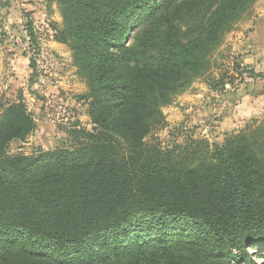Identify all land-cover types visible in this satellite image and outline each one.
<instances>
[{
  "label": "trees",
  "instance_id": "16d2710c",
  "mask_svg": "<svg viewBox=\"0 0 264 264\" xmlns=\"http://www.w3.org/2000/svg\"><path fill=\"white\" fill-rule=\"evenodd\" d=\"M55 2L92 128L10 153L36 122L0 97V264H264L263 129L147 141L196 80L228 90L213 53L256 0Z\"/></svg>",
  "mask_w": 264,
  "mask_h": 264
},
{
  "label": "rangeland",
  "instance_id": "374dc122",
  "mask_svg": "<svg viewBox=\"0 0 264 264\" xmlns=\"http://www.w3.org/2000/svg\"><path fill=\"white\" fill-rule=\"evenodd\" d=\"M30 2L33 8L19 4L7 9L0 6V37L7 38L9 45L22 49L30 68L24 82L14 83L12 87L10 72H6L8 77L5 75L0 97H21L36 122L34 131L24 142L9 145L10 153L35 154L52 149L67 137L68 128H92L86 104L79 98L86 85L76 74L70 49L53 39L54 29L62 22L57 4L55 0ZM244 21L237 22L234 28H240ZM28 26H31L34 38L27 40ZM52 41L58 43L59 48L51 44ZM233 43L234 39L228 32L213 53L215 65L211 71L215 78L225 75V81H232L231 85L226 83L228 90L214 91L204 79L196 80L186 92L177 95L170 105L163 108L167 124L149 136L147 141L170 149L174 145H182L188 138L221 144L227 134L238 132L245 126L250 129L261 127L264 131V79L255 75L256 64L264 69V59L245 62L240 54L234 53ZM240 64L248 76L240 75ZM31 74L34 77L30 82ZM230 91L239 94L235 100L226 97ZM224 113L230 115L222 116ZM254 254H257L256 260L262 261L264 248L255 249Z\"/></svg>",
  "mask_w": 264,
  "mask_h": 264
},
{
  "label": "crops",
  "instance_id": "0c3cea01",
  "mask_svg": "<svg viewBox=\"0 0 264 264\" xmlns=\"http://www.w3.org/2000/svg\"><path fill=\"white\" fill-rule=\"evenodd\" d=\"M16 4H19V6L32 7V2H30V0H0V6L6 9L11 6L15 7ZM244 20L240 28H233L229 32L230 37L234 39V53L240 54L239 57L245 62L257 61L260 58L264 59V0H256L251 14L244 18ZM5 28H7V26H5ZM7 41V38L4 39L0 37V88L5 82V75L8 77L6 72H10L9 78L12 79H9V82L11 87L14 83L22 84L30 72L28 61L21 53L23 52L22 49L14 45H9ZM41 43H43V40ZM51 44H55L56 48L60 46L54 41H52ZM23 78L25 79L23 80ZM225 86L228 88L227 84ZM230 92L231 93H226V97L229 96V99L235 100L239 95L232 91ZM232 100H230V102ZM228 115L230 114H222V116Z\"/></svg>",
  "mask_w": 264,
  "mask_h": 264
},
{
  "label": "built area",
  "instance_id": "2783aa9c",
  "mask_svg": "<svg viewBox=\"0 0 264 264\" xmlns=\"http://www.w3.org/2000/svg\"><path fill=\"white\" fill-rule=\"evenodd\" d=\"M29 39V37L27 36V40ZM256 68H257V71H256V77H258L259 79H264V69L261 67L260 64H256ZM239 73L240 75H242L243 77H246L248 76L247 73H246V70L243 69V65L240 64V67H239ZM228 85V84H227Z\"/></svg>",
  "mask_w": 264,
  "mask_h": 264
}]
</instances>
